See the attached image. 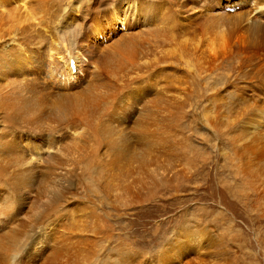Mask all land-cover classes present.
<instances>
[{
    "label": "rangeland",
    "instance_id": "374dc122",
    "mask_svg": "<svg viewBox=\"0 0 264 264\" xmlns=\"http://www.w3.org/2000/svg\"><path fill=\"white\" fill-rule=\"evenodd\" d=\"M6 1L10 4L0 8V35L14 36L19 44L36 34H44L54 41L57 38L55 26L63 27L70 22L67 17H59L66 7L64 5H68L64 0H26L24 6L18 0ZM78 1L80 4H75ZM78 1H71L74 2L73 7L82 5L83 14L88 12L91 17L104 14L117 3V0ZM151 3L153 6L147 13L151 20L149 24L141 22L144 14L138 12L136 15L134 8L125 20L122 12L128 6L121 5L116 23L109 21L112 26L108 25L107 30L110 31L102 35L103 46L121 38L137 42L130 52H125L123 46L113 52L119 54L122 61L118 70L110 71L105 77L113 87V99L119 94L123 100L126 97L130 99V92L134 90L137 94L145 93L142 107L152 106L154 144L141 156V161L140 158L135 160L137 163L129 161L130 158L117 161L111 153H64L51 163H43L40 172L35 170V173L24 176V185L17 180L6 181L7 186L2 185L4 179L12 178L18 169L11 158H0L3 170L0 178V237L14 229V234L7 237H12L15 244L20 245L17 258L8 264H264V156H258L264 152V131L255 133L258 117L264 111V58L259 62L257 58L250 59L236 53V45L240 41L264 36V0H154ZM175 3L180 7L177 4L173 6ZM78 14L76 11L69 13L71 18L78 17ZM65 19L67 21L59 24V20ZM256 26L257 30L251 29ZM141 30L148 36H144ZM139 35L144 39H136ZM49 52L45 62L53 61ZM71 60H68V65ZM46 66H39V72L42 70L39 75L44 83L49 84L50 79L42 75L49 68ZM32 74L36 76L37 73H30L29 77ZM67 83L69 85V81ZM16 86L7 88L20 98L23 87ZM247 86L251 87L250 90ZM248 93L251 98L254 96L252 102ZM43 102L49 107L53 105V101ZM129 113L126 110L124 115ZM131 125H126V133L130 132ZM245 125L248 127H243ZM118 128L124 129L125 126ZM23 140L24 137H20L18 141ZM68 141L63 143L69 146L71 141ZM247 142L250 143L249 153H239L240 165L245 168L241 175L235 168L237 159L233 155L237 153L236 147ZM249 154L252 157L247 158ZM41 159L45 161L47 157L43 155ZM89 159L94 163L93 167H88ZM49 165L52 166V174L45 175L43 171ZM245 175L248 177L243 178ZM261 184L263 188H260ZM39 186L45 188L39 189ZM48 188L51 191L61 188L59 191L64 196L59 191H53V194ZM38 190L43 194H38L42 193ZM37 196H45V200L51 201L45 202ZM6 198L10 199L9 202L12 199L16 205L6 208L9 203ZM53 198L57 199L54 203ZM41 201L53 205L47 203L48 209ZM32 204L42 205L39 208H43L42 213L38 206ZM34 208L38 210L37 217ZM3 209L6 212L1 214ZM16 210L19 212L15 213ZM29 211L34 212L31 213L33 218L30 216L32 220ZM26 216L28 226L25 224ZM20 224L26 225L25 228H19ZM91 226L97 228L96 231ZM21 229L28 233V237Z\"/></svg>",
    "mask_w": 264,
    "mask_h": 264
},
{
    "label": "bare ground",
    "instance_id": "6f19581e",
    "mask_svg": "<svg viewBox=\"0 0 264 264\" xmlns=\"http://www.w3.org/2000/svg\"><path fill=\"white\" fill-rule=\"evenodd\" d=\"M18 1L23 6L26 4V0H18ZM71 1L72 0H64V3L68 4V5H64L66 7L64 9H62V15L59 16V17L62 16L61 19H63L64 17H67V19L70 20V22L67 23L66 26H63V27H61L60 25L55 26V28H54L55 34L54 35H56L57 38L55 37L56 39L54 41L47 38L46 36H43L44 34L43 35H41V34L37 35L36 34V36L30 35L27 38L24 37L25 39H23V40L21 39L22 41L19 44L17 42V39H13L14 36L8 38V36H10L8 34L6 36L0 35V158H5V159L7 157L11 158L14 166L17 167V169H18V170H16L18 173H15L14 176L12 173L13 177L11 178V176H10V179H8V178L6 180L4 179L5 182L2 183V185L6 184V181L9 182L10 180H17L18 183H20L21 185H24V183H25L24 182V176H26L28 174L35 173L34 172L35 170H39V168L44 167V166H42L43 163H45L46 161L47 162L50 161V163H51L52 161L57 160V157L59 155H61V154L63 155L64 153H71L74 155H78V154L81 155L83 153H91L92 155H98V154H102V153H111V154L116 156L117 161H121V159H124V158H128V159L130 158L129 161L134 162L135 160H138L139 158L141 161V156L144 153H146L147 150H149L151 148L152 144H154L153 138H154V134H155V128H154V117H153V113L151 112L152 106H150V107L148 106L147 108L142 107V104L144 103L143 98H144L145 93L137 94V92H135V90H134V91L130 92V96H131L130 99H128V97H126V99L123 100L122 96H120V94L117 95L118 96L117 98L113 99V98H111V96L114 94V93L111 94V91H112L111 89L113 87L110 86V83H109L110 80L105 77V74H108L110 71L113 72V71H116V69L118 70L120 63L122 61V58H120L119 54L116 55L113 52L116 51L117 49H119L120 46L125 47V52H128V51L130 52L131 49L135 46V44L137 42H135V41L133 42L131 37H130L131 41L124 40V38H121L117 42H115L111 45L103 46L105 41H104V35H102V33L110 31V30H107L108 25L112 26V24H110L109 21H113L114 23H116V20L118 19V13H121V9H120L122 7L121 5H127L128 6V8L127 9L125 8L126 10L124 9V12H122L123 16L125 17V20L128 19V16H130V11L133 13V8H134V9H136V11L134 10L136 12V15L138 12L139 13L141 12L144 14V18L141 22H144V25L149 24V22L151 20H150V17H148L147 13L149 12L148 10H150L151 6H153L151 2H153L154 0H117V3L115 5H113L112 8L110 7L109 9H107V11L104 12V14L102 13L101 15H98V16L96 15L95 17L89 16L90 14H87L88 12L87 13L84 12L85 14H83V12L81 11L82 5H81V7H79V5H77V6L75 5L73 7L74 2L71 3ZM59 2H60V0H59ZM61 2H62V0H61ZM70 3H71V5H70ZM76 3L78 4L79 1L75 2V4ZM8 4H10V3H8L6 0H0V8L1 9L5 5H8ZM59 4H62V3H59ZM176 4L177 3H175V5H173V6H176ZM89 6H90V4L88 5V8H89ZM127 6H125V7H127ZM19 8L24 9V7H21V6H19ZM73 11H76L77 14L79 12V14H78L79 16L78 17L72 16V18H71L69 13L71 14V13H73ZM85 11H86V9H85ZM127 13H129V14H127ZM170 14H171V12H170ZM31 18H33V16H31ZM28 19H30V17ZM67 19H65L64 21H61V22L59 20V24L60 23L63 24L65 21H67ZM171 19H173V18H171ZM50 20H48V21L50 22ZM167 20H168V18H167ZM248 20H247V22H248ZM104 21L106 22L105 24H103ZM145 22H147V23H145ZM99 23L101 25L99 27H97ZM27 24L30 25L31 23H27ZM56 24H58V23L56 22ZM34 25L39 26L36 23ZM254 25H256V24H254ZM30 26H31V28L33 27L32 25H30ZM186 26H187V24H186ZM251 26H253V25H251ZM27 27H29V26H27ZM251 29L257 30V26L253 27ZM261 29H263V28H261ZM33 30H34V28H33ZM31 31H32V29H31ZM35 31H38V30L36 29ZM143 32H145V31L141 30V33L144 36H148V33H146V32L143 33ZM29 33H30V31H29ZM110 33H114V32H110ZM141 36L136 37V39L143 40L144 37H141ZM57 39H59V40H57ZM240 42L241 43L236 45V47H237L236 53L243 55V56L245 55L250 59H256L257 58V59H259V62H261L260 59L264 58V36H262L261 38H258V39L240 41ZM2 44H3V46H2ZM6 44H7V46H6ZM15 44L19 45V48ZM6 47H8V48H6ZM48 50L51 51V53L49 52V57H53L52 58L53 61L45 62V57L48 56V54H47ZM232 56H231V59L229 58L231 61L233 59ZM70 58H72L73 61L71 60L70 62H72V63H70V65H68V60ZM44 64H45V66L47 65L46 67H49V68H48V70H46V73H44L42 75L44 76L45 79H47L46 76L48 77V79H50L51 82H49V80H48L49 84H47L46 82L44 83V79H42V77H40V75H39L42 72V70L39 72V66L40 65L44 66ZM48 64L51 65V67L48 66ZM236 65H238V64H235V66ZM251 65L254 66V64H251ZM256 67H257V65H256ZM263 67H264V64H263ZM137 68H139V67H137ZM135 69L136 68H134L133 70H135ZM246 69H247V67H246ZM260 69H263V68H260ZM239 71H241V70H239ZM30 73H37V74H36V76H33V74H32L31 77H29L28 74H30ZM239 73L237 75H239ZM260 73H262V72H260ZM112 76H113V74H112ZM139 76H140V74H139ZM249 76H250V74H249ZM259 79H260V77H259ZM68 81H69V85L67 83ZM16 84H17V86H16L17 88L20 86L23 87L22 88V90H23L22 94L23 95L20 94L21 95L20 98L18 95H17L18 98H16L13 95V90H9L7 88L10 85H16ZM252 85H254V84H252ZM24 86L26 89L24 88ZM134 86H136V85L134 84ZM129 87H131V86L129 85ZM259 87H258V89H259ZM27 88H28V90H27ZM247 88H248V86H247ZM249 88H251V87H249ZM255 89H256V87H255ZM16 90H18V89H16ZM235 90H237V89H235ZM239 91L240 90H238V92ZM259 91H260V89H259ZM260 92H262V91H260ZM121 93H123V92H121ZM253 93H255V92H253ZM249 95L251 98V94H249ZM241 98H242V96H241ZM245 98H247V97H245ZM253 98H254V96H253ZM253 98H251V102H252ZM255 98L257 99V97H255ZM127 99L129 101L131 100L130 103H128L129 101L126 102ZM43 100H45V101L47 100V103L49 101H53L51 103V104H53L52 107L45 105ZM262 100H264V99H262ZM246 102H248V101H246ZM255 106H257V105L255 104ZM126 110L130 111L129 115H124ZM255 110H257V109H255ZM253 113H255V112H253ZM147 114H148V117L146 119L145 116ZM253 115H255V114H253ZM258 118H259V121H258L259 123L257 125L258 130L255 133H260L259 131H261V132L264 131L263 130V128H264V111L262 113H260V116ZM239 123H240V121H239ZM244 123H246V122H244ZM127 124L128 125L132 124L131 128H130V132H128L130 135L128 133H126V129H127L126 125ZM73 125H75V127L78 128V131L73 128L74 127ZM119 126L120 127L125 126V128L124 129L120 128L121 129L120 130L118 128ZM156 126H157V124H156ZM233 127H234V125H233ZM235 127H236V129H238L237 126H235ZM243 127L246 128L248 126L245 125ZM43 129H44V131H43ZM231 129H232V126H231ZM240 129H239V131H241ZM250 131H248V132H250ZM235 132H236V130H235ZM241 132H243V131H241ZM262 135H264V134H262ZM247 136H249V135H247ZM20 137H24V140L18 141L20 139ZM249 138H251V137H249ZM253 139H254V137L252 138V140ZM64 140H70L71 142L68 141V143L70 142L71 145L69 144V146H67V144H64L63 143ZM232 141H233V139H232ZM87 142H90L91 144L87 145ZM239 143H241V142H239ZM235 145H237V144H235ZM35 146H36V148H35ZM236 148H237V153L234 152L236 155H233L234 157L236 156L235 159H237V161H236L237 164H236L235 168L237 169L238 174L240 172V174L243 175V171H244L243 169H245V168L242 169V164L240 165V163H241L240 156L241 155L239 156V153L241 152L242 154H248L250 151L249 150L250 149V143H248V142L244 143L243 146L240 145ZM30 151H34V152L30 153ZM152 151H153V149H152ZM253 154H254V152H253ZM43 155L45 157H47V159L45 161L41 159V157ZM257 155H258V153H257ZM258 156H264V152H261ZM246 157L249 158V157H252V155L250 156V154H249V156H246ZM253 157H254V155H253ZM73 158H74V156H73ZM254 158H257V157H254ZM81 160H82V158H81ZM242 160H243V158H242ZM251 160H252V158H251ZM89 162L90 163L87 164L88 167H93L94 163L90 159H89ZM251 162H252V164L254 163V161H250L249 163H251ZM262 162H264V161H262ZM59 163H61V162H59ZM261 163H260V165H261ZM10 164H11V162H10ZM262 164H264V163H262ZM249 165H251V164H249ZM51 168H52V166L49 165L48 168L44 169V171H43L44 174L45 175L52 174V170H50ZM250 168L251 167H249V169ZM66 169H68V168H66ZM2 172H3V170H1V167H0V178H2V176H3ZM39 172H40V170H39ZM71 172H73V171H71ZM244 173H245V171H244ZM260 173H261V171H260ZM248 174H249V172H248ZM76 175H78V174H76ZM246 177H248V176L245 175V177H243V178H246ZM250 177H253V176H250ZM250 177H249V179H250ZM47 178L49 179V177H47ZM56 178H54V179H56ZM243 178L241 180H243ZM71 180H72V178H71ZM244 180H246V179H244ZM44 182H42V183L44 184ZM260 182H262V181H260ZM47 183H48V181H47ZM7 184H6V186H7ZM60 184H62V183H60ZM21 185H20V187H21ZM52 185L55 186L56 184H52ZM52 185H51V187H52ZM81 185L83 186V184H81ZM85 185H86V183H85ZM6 186H5V188H7ZM9 186H11V185H9ZM13 187H14V185H13ZM43 187L42 188L40 187L39 189H44L45 187L44 188ZM56 187L57 186H55L54 188H56ZM8 188H10V187H8ZM260 188H263V185ZM19 189L20 188H17V190H19ZM46 189H47V186H46ZM46 189H45V192L47 191ZM49 190L51 193L53 191H55V192L59 191L58 189L51 191V189L48 188V191ZM40 191L38 190L37 192H40ZM6 192H8V191H6ZM59 192L61 193V191H59ZM68 193H70V192H68ZM38 194H43V192L38 193ZM53 194H55V193L53 192ZM71 194H72V192H71ZM8 196H10V194ZM37 197H39V196H37ZM47 197L49 198L50 195H48ZM262 197L263 196H261V198ZM42 198H44V199H42ZM63 198L65 199V197H63ZM39 199L44 200L45 202L46 201L49 202V200H50V199L45 200V196L44 197L41 196V198L39 197ZM6 200H7V198H6ZM8 200H10V199H8ZM56 200L55 199L52 200L53 203ZM263 200H264V198H263ZM11 201L10 202L8 201L9 203H7L5 201L7 203L6 208L11 209L13 207L12 204H15V203L12 199H11ZM42 204H43V202H42ZM46 204H43V205H46ZM50 204H52V203H50ZM50 204L48 203L49 206H50ZM32 205H34V204H32ZM35 205H34V207L38 206V204L36 206ZM41 206L42 205H40V207ZM40 207L38 206V210L41 209ZM46 207H47V205H46ZM46 207H44V208H46ZM47 208L49 209V207H47ZM60 208H61V206H60ZM4 209H3V211H1V214H4V212H6V211H4ZM32 209H30V210H32ZM34 210H35V208H34ZM38 210H35L34 212L37 213L36 211H38ZM42 210H43V208H42ZM42 210H40L39 212L42 213ZM44 211H45V209H44ZM17 212H19V210L15 211V213H17ZM28 213H30V211ZM31 213L29 214L30 220H32V218H33L32 217L33 213L32 214ZM35 213H34V215H36V217H37L38 213L37 214H35ZM55 214H56V212H55ZM63 214H65V213H63ZM59 215H60V213H59ZM68 215H69V213H68ZM53 216H55V215H53ZM53 216H51V217H53ZM26 217H27V220H26L25 224H27V221H28V216H26ZM51 217H50V219H52ZM95 218L97 219L96 216H95ZM34 219H33V222L36 220V222H34V223L37 224L38 223L37 219H35V220ZM64 220H65V218H64ZM71 220H72V218H71ZM92 220L94 221V218H92ZM99 220H101V219H99ZM12 222H14V221H12ZM102 222H103V220H102ZM50 223H52V222H50ZM94 224H95V222H94ZM6 225L9 226L7 223H6ZM23 226L24 225H21V227H19V228H22ZM25 226L23 228H25ZM27 226H28V224H27ZM31 226H29V227H31ZM98 226H99V223H98ZM101 227H99V228H101ZM92 228H94V227H92ZM94 229L96 231L97 228H94ZM23 230H22V232H23ZM17 231H18V229H17ZM14 232L15 231L13 229L12 231H8L5 235L0 237V264H8V261L13 260L14 258L16 259L17 258L16 254H19L18 253V251H19L18 247L20 245L17 243L15 244V241L12 239V237L11 238L7 237L8 234L12 235V234H14ZM26 233L27 232L24 231L23 235L24 234L26 235ZM20 234H22V233L20 232ZM20 234H19V236H21V238H22L23 236ZM27 235H28V233H27ZM97 235L99 237L102 236L99 234H97ZM6 237H7V239H6ZM54 239H56V238H54ZM23 240H25L24 237H23ZM32 241H33V239H32ZM26 244H29V243H26ZM22 246L23 245H21V247ZM23 248H24V246H23ZM21 253L23 254L24 252L22 251ZM52 253L54 254V252H52ZM52 253H50V254H52ZM57 253H59V252H57ZM165 253H163L162 256L165 257V255H166ZM59 254H61V253H59ZM18 259H19V257H18ZM77 261H78V259H77Z\"/></svg>",
    "mask_w": 264,
    "mask_h": 264
}]
</instances>
